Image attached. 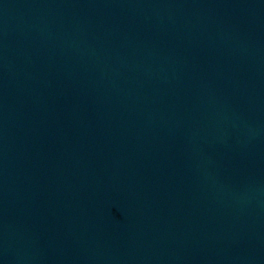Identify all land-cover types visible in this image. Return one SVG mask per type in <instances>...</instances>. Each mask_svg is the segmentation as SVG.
Returning <instances> with one entry per match:
<instances>
[{
    "label": "water",
    "instance_id": "1",
    "mask_svg": "<svg viewBox=\"0 0 264 264\" xmlns=\"http://www.w3.org/2000/svg\"><path fill=\"white\" fill-rule=\"evenodd\" d=\"M0 264H264V0H0Z\"/></svg>",
    "mask_w": 264,
    "mask_h": 264
}]
</instances>
